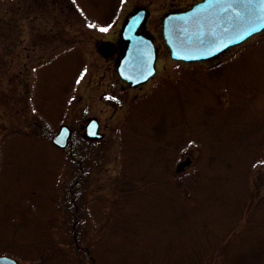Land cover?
<instances>
[{
    "label": "rangeland",
    "instance_id": "374dc122",
    "mask_svg": "<svg viewBox=\"0 0 264 264\" xmlns=\"http://www.w3.org/2000/svg\"><path fill=\"white\" fill-rule=\"evenodd\" d=\"M195 1L123 0L110 23L101 18L109 0H71L63 10L0 1V16H13L0 17V254L21 264H217L233 239L230 252L264 261V208H249L264 192V29L193 63L203 70L237 50L256 52V70L242 72L233 91L221 78L180 86L181 124L168 82L189 63L171 58L160 21ZM137 6L148 10L143 30L156 44V73L129 87L114 61L120 26ZM157 91L165 94L157 100L162 138L135 107ZM87 116L98 118L103 138L83 135ZM61 123L72 130L64 148L51 142ZM199 135L203 144L187 141ZM187 156L190 165L176 168Z\"/></svg>",
    "mask_w": 264,
    "mask_h": 264
},
{
    "label": "water",
    "instance_id": "95a60500",
    "mask_svg": "<svg viewBox=\"0 0 264 264\" xmlns=\"http://www.w3.org/2000/svg\"><path fill=\"white\" fill-rule=\"evenodd\" d=\"M147 15L145 6H137L120 29L124 44L114 64L117 75L129 86L145 82L156 70V46L152 36L143 30ZM262 28L264 0H199L161 17V34L170 56L184 61L213 57ZM82 127L87 138L104 136L96 116H88ZM70 135V126L62 123L51 142L65 147ZM0 264L21 263L13 256L0 254Z\"/></svg>",
    "mask_w": 264,
    "mask_h": 264
},
{
    "label": "trees",
    "instance_id": "16d2710c",
    "mask_svg": "<svg viewBox=\"0 0 264 264\" xmlns=\"http://www.w3.org/2000/svg\"><path fill=\"white\" fill-rule=\"evenodd\" d=\"M4 1L11 2V4L14 5L15 0H4ZM70 2H71V0H32L33 6H35V7L38 6L41 9L45 8V7L46 8L49 7V9H51V10L57 9L58 7L61 10L69 8L71 5ZM93 2L95 4H98L99 0H93ZM109 2H110L109 9L106 12L102 13V15H101V18H103L105 23H110V22L114 21V19L117 16V13L119 11V7H120L121 3L123 2V0H109ZM17 5L18 4H16V6ZM29 8H30V6H29ZM16 9H19V8H16ZM110 10H112L111 15H109L107 13ZM9 12H10V10H7V12L3 13L0 17L3 19H7V21L12 20L13 16L7 17ZM244 43H245V41H244ZM244 43H243V45H244ZM118 49H120V48H118ZM251 50H253V49H251ZM237 51H238V53L231 54L229 57L224 58V59H222L216 63L200 67L203 70H199L197 68V67H199L198 66L199 64L195 65V64H193L194 62H181V61L175 60V62L180 63L179 65L189 63L188 65H186L188 67H185V71L182 72V70H179L178 71L179 75L175 76V79H171V82H168V85L170 86V88L168 90L170 93L167 94V96L170 95L169 97H173L176 100V102H175L176 104L174 103V106H173V112H174L175 116H177L181 120V122H182L181 124H186V120H185V113L183 112L184 106H183V103L181 101L183 99V97H182V94H180V92H179L180 86L185 88V87H189L191 85H194V86H199L201 88L202 87L205 88V85L204 84L202 85L198 81V77L212 78L214 80L221 78V82H223L222 86L224 87L222 90L223 91H233L234 89L231 86L236 84L240 80V78H242V76H241L242 72H245V74L247 76H250L249 75L250 71L256 70V67H254V65H253L255 59L253 57H251L252 55L254 56V54L256 52H253L252 55L248 54V53H247L248 55H246L245 51H247V50H245V49H241V50H237ZM230 78H231V80H229ZM195 88H198V87H195ZM151 95L152 94L147 96L144 100H140L135 105V107L137 109L140 108L141 109L140 113L145 114L144 116L148 117V120L151 121L152 131L155 132L159 137H161L165 131V126H166L165 116H166V114L163 116L159 111H157V104L159 103V102L157 103V100H158V98H163L165 94L157 91V92L153 93V96H151ZM155 98H156V100L153 101V107L151 108L152 110L150 111V108L149 109L147 108V107H149L148 101L153 100ZM214 103H212V104H214ZM161 104L168 106V104H166L164 102ZM220 108L224 109L222 106ZM207 116H210V115H207ZM176 126H179V125L176 124V122L173 120V130H175ZM181 128H179L177 132L175 131V133L181 132V130H182ZM248 131H252V129H250ZM158 136H157V141H158ZM190 138H192V137H190ZM193 138L194 139L187 140V136H181L180 138L178 137L177 139L179 142H176L175 145L180 144L183 140L184 141H186V140L190 141V143H192L193 141H196V140L198 142H200L201 144H203V142H205V136L199 135L196 137L194 136ZM155 139H156V137H155ZM155 139L151 140L149 137H147V140L151 142L150 144H157L154 142ZM246 139H247L246 142L248 143L250 140L249 136ZM145 140H146V138H145ZM150 144H147V145H150ZM204 147H206V146H204ZM157 150H158V147H157ZM145 154H146L145 152L141 151L139 155L143 157V156H145ZM149 155L150 154H146V156L148 158H149ZM154 156L155 155H153L152 158ZM145 160L150 161V159H145ZM190 163H191V158L189 156H187V158H185L184 160H181L178 163L176 168L180 169L181 166L190 165ZM127 194H128V192H127ZM249 195L251 196V190H249ZM250 207H253V210H255V209L261 210V207L264 208V192L257 195V197L251 196L249 208ZM253 210L251 209V213ZM232 244H233V239L226 242L225 247L220 250L221 256H220L217 264H232V263H235L234 261H236V259L241 260L242 264H252V263H249L250 259H247L246 261L244 260V258H246L248 256L247 253L250 254L251 251H248L246 253H242L237 248V250L233 249L230 252L229 248ZM215 249H216V247H213L211 252ZM209 251H210V249L207 252H209ZM256 251L257 250L254 249L252 252L253 259L256 256V254H255ZM243 254H245L244 257H243ZM263 255H264V252H263ZM195 261L196 260H194V261L192 260L191 264H203V262H202L203 259L196 261V262ZM150 264H152V263H150ZM173 264H177V263L174 262ZM261 264H264V261H262Z\"/></svg>",
    "mask_w": 264,
    "mask_h": 264
}]
</instances>
